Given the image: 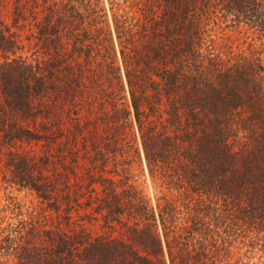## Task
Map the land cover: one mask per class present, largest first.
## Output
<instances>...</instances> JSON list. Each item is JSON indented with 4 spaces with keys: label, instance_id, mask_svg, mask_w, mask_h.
Listing matches in <instances>:
<instances>
[{
    "label": "trees",
    "instance_id": "obj_1",
    "mask_svg": "<svg viewBox=\"0 0 264 264\" xmlns=\"http://www.w3.org/2000/svg\"><path fill=\"white\" fill-rule=\"evenodd\" d=\"M262 53L264 0H0V264H264Z\"/></svg>",
    "mask_w": 264,
    "mask_h": 264
},
{
    "label": "rangeland",
    "instance_id": "obj_2",
    "mask_svg": "<svg viewBox=\"0 0 264 264\" xmlns=\"http://www.w3.org/2000/svg\"><path fill=\"white\" fill-rule=\"evenodd\" d=\"M106 1L107 0H103V2H104V4L106 5ZM260 58H261V60H262V63L264 64V53H262L261 55H260ZM145 185H146V189L149 191L150 190V187H149V182H148V179H147V177L145 176ZM21 196V194L20 195H18V197H20Z\"/></svg>",
    "mask_w": 264,
    "mask_h": 264
}]
</instances>
